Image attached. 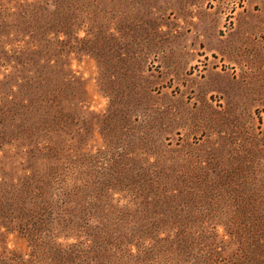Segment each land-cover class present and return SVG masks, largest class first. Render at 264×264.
Returning <instances> with one entry per match:
<instances>
[{
    "label": "rangeland",
    "instance_id": "obj_1",
    "mask_svg": "<svg viewBox=\"0 0 264 264\" xmlns=\"http://www.w3.org/2000/svg\"><path fill=\"white\" fill-rule=\"evenodd\" d=\"M0 264H264V0H0Z\"/></svg>",
    "mask_w": 264,
    "mask_h": 264
}]
</instances>
